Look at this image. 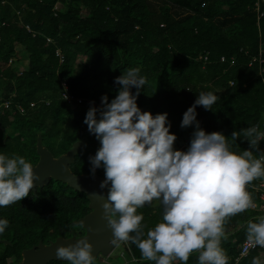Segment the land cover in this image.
Instances as JSON below:
<instances>
[{
	"label": "trees",
	"instance_id": "1",
	"mask_svg": "<svg viewBox=\"0 0 264 264\" xmlns=\"http://www.w3.org/2000/svg\"><path fill=\"white\" fill-rule=\"evenodd\" d=\"M255 3L0 0V104L11 102L10 109L0 110V127L11 129L9 136H0V145L13 147L10 154L25 155L31 162L37 159L39 133L54 155L83 140L70 168L76 174H91L89 157L95 155L100 143L88 131L84 118L90 106H101L102 96L107 95L109 102L115 97L119 85L114 79L129 68H139L147 81L137 98L138 106L153 114L168 113L170 131L177 136L176 149L182 144L186 150L190 143L195 124L187 128L180 124L199 92L211 91L217 96L213 109L196 108V120L207 132L221 131L230 136L234 130L252 125L264 131V83L258 63L250 65L260 43L264 44V15L258 20ZM18 44L28 58L22 69L16 62L9 63L17 54ZM58 49L63 61L56 53ZM221 56L227 60L221 62ZM231 56L235 57L233 64ZM62 79L72 94L82 98L79 105L73 107L61 96ZM232 147L242 151L249 144L238 138ZM95 174L104 175L103 168ZM258 181L248 189L257 204ZM21 201L12 205V214L0 211L2 219L9 222L0 237L11 241V245L0 243V264H14L8 257L16 255L19 260L22 249L41 239L45 242L79 234L83 228L75 221L90 211L85 193L57 180L39 190L38 196L30 195L26 214ZM137 211L144 217L145 232L162 215L156 201ZM261 213L256 207L227 220V239L222 247L229 264H251L253 256L261 255L260 249H253L237 261L245 238L244 225ZM128 246L136 259L130 264H152L142 260L134 244L128 242ZM197 255H190L187 264H196ZM47 264L67 261L51 260Z\"/></svg>",
	"mask_w": 264,
	"mask_h": 264
},
{
	"label": "clouds",
	"instance_id": "2",
	"mask_svg": "<svg viewBox=\"0 0 264 264\" xmlns=\"http://www.w3.org/2000/svg\"><path fill=\"white\" fill-rule=\"evenodd\" d=\"M114 83L119 85L115 97L109 102L102 96L101 106H90L83 121L100 143L89 163L93 175L104 170L99 187L108 188L107 197L94 195L103 200L110 243L130 242L152 264H187L193 253L198 254L196 264H229L222 247L225 224L255 207L248 189L253 181H264V131L252 125L230 136L207 132L196 120V108L213 109L217 96L199 92L180 124H195L190 143L186 150L176 149L168 113L153 114L137 104L147 83L140 69L129 68ZM238 138L249 147L234 150L232 142ZM34 169L24 156L0 153V208L29 196L38 178ZM154 201L162 207L161 219L145 232L137 210ZM8 226L0 218V236ZM244 230L251 247L264 249V215L248 220ZM92 249L89 239L81 237L58 246L56 255L67 264H95ZM251 264H264V256H253Z\"/></svg>",
	"mask_w": 264,
	"mask_h": 264
},
{
	"label": "water",
	"instance_id": "3",
	"mask_svg": "<svg viewBox=\"0 0 264 264\" xmlns=\"http://www.w3.org/2000/svg\"><path fill=\"white\" fill-rule=\"evenodd\" d=\"M82 144L83 140H78L73 143L67 152L54 157L52 152L43 144L42 136L39 133L36 150L40 159L35 166L33 165L38 178L33 188L35 190L37 185L43 187L49 183L50 178H53L66 183L74 190L85 193L89 200L90 211L75 221L80 226L83 223L82 228L85 230V233L68 238L59 236L49 244L40 241L37 248L33 246L23 250L22 260L16 264H47L51 260L66 261L63 258L57 257L56 248L61 244L67 245L73 243L75 239L81 237H87L93 244L92 252L95 260L99 255L109 256L118 244L112 245L110 243L112 232L108 227L107 219L103 215L101 206L103 200L99 196L94 195L95 193H102L103 199H106L108 188L101 189L99 187L105 178L104 175L76 174L70 168V164L73 162ZM0 242L8 243L7 240H0Z\"/></svg>",
	"mask_w": 264,
	"mask_h": 264
},
{
	"label": "built area",
	"instance_id": "4",
	"mask_svg": "<svg viewBox=\"0 0 264 264\" xmlns=\"http://www.w3.org/2000/svg\"><path fill=\"white\" fill-rule=\"evenodd\" d=\"M262 4H264V0H256L255 8H256V11H257V14H258L257 15L258 20L264 15V11L262 10ZM48 40H50V38H48ZM56 53H57L58 56H60V61H63V56L61 55V51L58 49L56 51ZM203 59L205 61H207L208 60V54L207 55H204L203 56ZM220 60H221V62H225L227 60V58H226V56H221V59ZM12 61H13V58L9 60V63H11ZM234 62H235V57L234 56H231V63L233 64ZM253 62H257L258 63V65H259V75L262 78V81L264 83V44H261L260 43L259 51H258V53L256 55H254L252 57V60L250 62V65ZM60 84H61V87H62L61 96L64 99L67 97L65 100L71 106L74 107V106L79 105L81 103V101H82V98L75 96L74 94H72L69 91V84H68V82L65 79H62L61 82H60ZM34 104L35 103H32V105H34ZM3 105H4L5 108H9L10 109L11 102L10 101H5L3 103ZM17 108L21 112L24 111V109H23V107L21 105H18ZM260 150H264V141H261ZM256 189L259 191L260 203L259 204L255 203V207L254 208L258 207V209L260 211H262V213L260 215H258V216H261V215H264V181L259 180L258 181V184L256 186ZM121 243H125V242H118V244H121ZM125 244H127V246H128V243H125ZM253 249H260V248H258V247L253 248V247H251V245L247 242L246 237H245L244 240L242 241L241 245H240V253H239V256L237 257V261L241 257H244V256L248 255V253L251 250H253ZM260 250L262 251L261 252V255L264 256V249H260ZM128 252L130 253L129 246H128ZM242 253H244V255H241ZM134 260H136V259H134Z\"/></svg>",
	"mask_w": 264,
	"mask_h": 264
},
{
	"label": "flooded vegetation",
	"instance_id": "5",
	"mask_svg": "<svg viewBox=\"0 0 264 264\" xmlns=\"http://www.w3.org/2000/svg\"><path fill=\"white\" fill-rule=\"evenodd\" d=\"M0 110H1L2 113L6 111V108L4 107V105L0 104ZM1 130H2V132L5 131V136H9L11 129L9 127H6V128H1L0 127V131ZM0 136H3V135H0ZM12 149H13V147L5 146V145H0V153H4L6 155L11 156L12 154H10V151ZM36 149H37V146L35 147V151L37 153V150ZM48 149L52 152V154H53L54 157H58L59 156V155H54L53 151L50 148H48ZM23 156H25V155H23ZM34 157H35V155H34ZM39 159H40V157H39V154L37 153V159L31 161L30 163L35 166L38 163ZM52 180H55V179L50 178L49 183L47 185H49ZM47 185H44L43 187H45ZM43 187L37 185L35 190H34V188L31 190V192L29 193V196H27V197H25V198L22 199L21 203L25 204V208H24L25 209V212H24V214L27 213V205H28L27 200L30 198V195L32 194L34 196H38L39 190H41ZM0 211H5V212H7L9 214H12V205H9L7 207L0 208ZM2 217H3V215L0 214V218H2ZM7 230H8V228H7ZM71 233H73L72 230H71ZM84 233H85V230L83 229V231L82 230H79V234H71L69 236H63V237L68 238V237H71V236H80V235H83ZM57 237H59V236H57ZM56 238H54V239H47L45 242L41 239V240H39V242L37 244H33L31 247L36 246V248H37L38 247V244L40 243V241H42L45 244H49V243L53 242ZM0 240H7V239L4 238V237H0ZM0 243H2L4 245H11V241H8V243H3V242H0ZM25 249H29V248H24V249L21 250V258L19 260H17L16 255H12L11 257H8V262H14V264L20 262L22 260V252Z\"/></svg>",
	"mask_w": 264,
	"mask_h": 264
},
{
	"label": "rangeland",
	"instance_id": "6",
	"mask_svg": "<svg viewBox=\"0 0 264 264\" xmlns=\"http://www.w3.org/2000/svg\"><path fill=\"white\" fill-rule=\"evenodd\" d=\"M82 14H84V12ZM16 50L17 54L13 58V62H16L18 68L22 69L27 65L28 62L27 53L25 52L24 47L20 46L19 44L16 46ZM1 132L2 130L0 131V135H5V131L2 133ZM179 148L182 150V144ZM133 261L134 259L128 252V246L125 243L118 244L109 256L99 255L96 259L98 264H130L129 262Z\"/></svg>",
	"mask_w": 264,
	"mask_h": 264
}]
</instances>
